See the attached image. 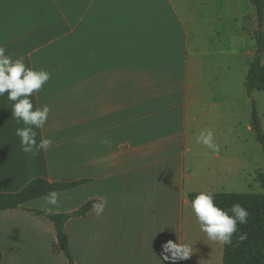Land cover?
Masks as SVG:
<instances>
[{
    "label": "crops",
    "instance_id": "crops-1",
    "mask_svg": "<svg viewBox=\"0 0 264 264\" xmlns=\"http://www.w3.org/2000/svg\"><path fill=\"white\" fill-rule=\"evenodd\" d=\"M0 45L51 73L31 99L51 109L37 142L53 141L38 154L21 151L22 125L0 97V194L39 178L87 181L59 193L53 212L62 214L106 198L102 215L91 209L66 222L75 264H170L161 256L168 241L192 247L177 264H224L225 245L200 231L190 195L219 193L230 166L186 167V105L194 125H203L202 104L213 106L222 130L231 126V91L219 72L217 88L202 72L191 79L207 50L186 53L175 0H0ZM49 207L40 198L0 211V264H70L53 223L34 212Z\"/></svg>",
    "mask_w": 264,
    "mask_h": 264
},
{
    "label": "rangeland",
    "instance_id": "rangeland-1",
    "mask_svg": "<svg viewBox=\"0 0 264 264\" xmlns=\"http://www.w3.org/2000/svg\"><path fill=\"white\" fill-rule=\"evenodd\" d=\"M175 2L188 37L186 53L207 50V54L201 56L203 62H199L200 69H192L191 79L199 78L197 73L202 72L204 81L217 88L216 72H219L220 82H226L227 89L231 91L233 104L231 126H225L222 130L217 127V111H214L213 106L206 108L202 104L199 114L204 116H201L203 125H194L192 113L195 107L186 105L189 112L186 147L191 149L185 155L186 167H192L197 161H216L221 164L226 160L230 171L220 181L219 193L264 194V189L256 181L257 174L264 172V149L252 126V103L255 102L264 132V92L255 91L249 95L244 84L256 49L255 9L249 0ZM209 50L212 54L208 53ZM215 97H218L217 94ZM202 129L204 132H213L218 151L197 143V136ZM217 155L221 156L222 162L217 160Z\"/></svg>",
    "mask_w": 264,
    "mask_h": 264
},
{
    "label": "clouds",
    "instance_id": "clouds-1",
    "mask_svg": "<svg viewBox=\"0 0 264 264\" xmlns=\"http://www.w3.org/2000/svg\"><path fill=\"white\" fill-rule=\"evenodd\" d=\"M50 79V72L28 67L23 57L13 58L6 47L0 45V97L7 94L6 99L11 102L12 118L22 125L16 129L15 135L20 138V148L25 154L47 151L53 143L51 138H41L37 142L36 129L45 126L51 109L47 105L34 108L31 99ZM101 142L108 143L106 140ZM197 143L212 151H218L214 134L210 130L201 132L197 136ZM43 199L52 206L46 209L48 214L53 213V208L59 207V193L56 191L48 192ZM107 204V199L102 198L99 203L92 204V211L100 216ZM190 211L207 239L221 245H231L233 235L238 232V225H246L249 217L248 210L239 203L232 204L228 209L219 207L215 196L207 191H201L191 199ZM237 239L243 242L247 239V234L242 233ZM162 247V259L170 264L189 259L193 252L190 245L179 241H168Z\"/></svg>",
    "mask_w": 264,
    "mask_h": 264
},
{
    "label": "trees",
    "instance_id": "trees-1",
    "mask_svg": "<svg viewBox=\"0 0 264 264\" xmlns=\"http://www.w3.org/2000/svg\"><path fill=\"white\" fill-rule=\"evenodd\" d=\"M255 9L258 29L255 33L256 51L249 63V71L245 81V87L249 95L255 91L264 92V0H249ZM252 126L256 131L259 142L264 149V132L255 102L252 103ZM256 181L264 189V172H259ZM87 181L54 182L39 178L32 181L23 190L13 194H0V211L22 208L26 203L45 197L48 192L57 193L81 186ZM199 193L191 194L190 200ZM217 205L228 209L234 203H239L249 212L248 223L238 225V232L232 237V244L225 245L224 264H264V194H236V193H212ZM94 201L85 204L78 211L71 214L46 211H34L39 216L48 218L54 225L58 243L68 258L70 264H75L70 249L69 238L65 230L66 222L75 217L85 216L91 209ZM247 234V239L238 241V236ZM1 259V256H0Z\"/></svg>",
    "mask_w": 264,
    "mask_h": 264
}]
</instances>
